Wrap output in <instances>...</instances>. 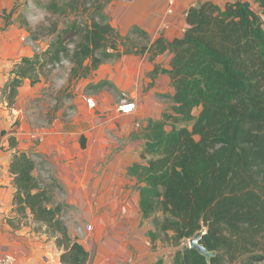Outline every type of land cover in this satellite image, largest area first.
Listing matches in <instances>:
<instances>
[{
    "label": "trees",
    "instance_id": "16d2710c",
    "mask_svg": "<svg viewBox=\"0 0 264 264\" xmlns=\"http://www.w3.org/2000/svg\"><path fill=\"white\" fill-rule=\"evenodd\" d=\"M92 1L91 27L72 56L83 76L121 55L106 45L114 31L106 13L113 0ZM155 45L158 52L173 53L168 71L175 90L170 96L173 113L150 125L142 152L148 163L131 169L146 182L140 205L145 217L153 216V240L161 233L176 248L173 264H232L244 257L245 264L264 261V20L248 2L222 9L206 1L188 10L182 37L160 38ZM38 58L24 57L14 67L4 88L9 105ZM168 124L173 125L170 131ZM35 166L27 153L14 156L17 212L25 217L30 210L56 237L65 250L63 264H85L88 252L70 235L63 207L52 204L33 174ZM203 227L207 232L201 242L217 251L210 262L185 244Z\"/></svg>",
    "mask_w": 264,
    "mask_h": 264
},
{
    "label": "crops",
    "instance_id": "0c3cea01",
    "mask_svg": "<svg viewBox=\"0 0 264 264\" xmlns=\"http://www.w3.org/2000/svg\"><path fill=\"white\" fill-rule=\"evenodd\" d=\"M206 1L222 9L248 2L264 20L262 0L113 1L106 11L112 26L120 37L137 36L134 29L140 28L146 33L140 34L143 47L127 53L124 44L109 48L121 55L82 77L64 97V108L70 105L73 114L62 118L59 110L41 126L31 121L27 108L36 89L29 78L23 80L12 105L3 94L15 65L34 57L33 40L15 24L0 29V255H12L18 264H63L65 250L56 237L35 221L30 210L25 217L17 212L11 166L14 156L24 152L35 161L33 174L52 204L63 207L70 235L88 252L85 264H156L160 259L173 264L172 247L153 240V216L145 217L140 205L146 182L131 169L148 163L142 152L150 125L166 112L173 113L170 96L175 90L168 72L173 53L158 52L155 44L160 38L168 42L182 37L188 10ZM14 2L18 0H0V12L10 11ZM124 93L136 103L131 114L118 110ZM88 96L95 98V108L88 106ZM166 130L171 127L166 125ZM51 178L54 182L48 183ZM73 215L85 227L75 225Z\"/></svg>",
    "mask_w": 264,
    "mask_h": 264
},
{
    "label": "rangeland",
    "instance_id": "374dc122",
    "mask_svg": "<svg viewBox=\"0 0 264 264\" xmlns=\"http://www.w3.org/2000/svg\"><path fill=\"white\" fill-rule=\"evenodd\" d=\"M120 1L131 2L133 0ZM91 2L93 1L18 0V3L14 2L10 11L0 12V29L7 28L12 24H15L23 32L25 29L28 39L33 40L34 57L39 56L37 66L29 77L33 83L32 87L36 88L35 97H32L27 104V108L32 114L31 121L38 126L50 123L59 110L62 112V118H68L73 114L70 105H68L69 108H64L65 101L63 99L71 88L76 87L85 74L83 70H78L72 56L75 45L83 39L85 30L91 27L94 18L93 11L88 10ZM109 8L110 6L106 9L107 12ZM108 17L111 24L110 16L108 15ZM116 33L118 32L114 27V31L109 33L106 44L108 48L124 44L123 50L127 53L140 51L143 47L142 44L145 41L140 34L116 38ZM28 39L24 40V36L22 37V40L30 42ZM98 57H102V53H99ZM86 62L91 63L92 59H87ZM6 94L7 92L4 95ZM199 113L200 111H197V115ZM167 126H170L172 130V124ZM53 182L52 178L48 181V183ZM64 211L65 213L69 211L66 206ZM74 215L75 225L81 226L78 217ZM157 216L161 217L162 212H158ZM88 228H90L89 225L86 226V229ZM155 240L164 243V247L171 246L173 252L176 249L164 241L161 233H158ZM185 244H188V240ZM260 252L264 254V251ZM246 260L247 258L244 257L232 264H245ZM253 264H264V261Z\"/></svg>",
    "mask_w": 264,
    "mask_h": 264
},
{
    "label": "built area",
    "instance_id": "2783aa9c",
    "mask_svg": "<svg viewBox=\"0 0 264 264\" xmlns=\"http://www.w3.org/2000/svg\"><path fill=\"white\" fill-rule=\"evenodd\" d=\"M123 99L118 106V110L122 115L131 114L136 109V103L127 98L126 93L123 94ZM87 104L90 108L96 107V100L94 97L88 96L86 98ZM0 264H18L17 260L12 255H0Z\"/></svg>",
    "mask_w": 264,
    "mask_h": 264
},
{
    "label": "water",
    "instance_id": "95a60500",
    "mask_svg": "<svg viewBox=\"0 0 264 264\" xmlns=\"http://www.w3.org/2000/svg\"><path fill=\"white\" fill-rule=\"evenodd\" d=\"M207 232V228L203 227L199 230L192 238L188 240V245L190 248L196 249L201 255L206 257L207 262L217 255L216 250L208 249L202 242V237Z\"/></svg>",
    "mask_w": 264,
    "mask_h": 264
}]
</instances>
